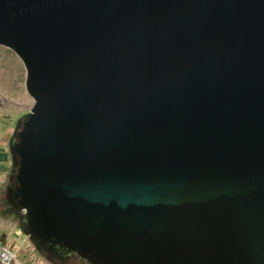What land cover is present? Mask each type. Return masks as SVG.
<instances>
[{
  "label": "water",
  "instance_id": "obj_1",
  "mask_svg": "<svg viewBox=\"0 0 264 264\" xmlns=\"http://www.w3.org/2000/svg\"><path fill=\"white\" fill-rule=\"evenodd\" d=\"M33 106L9 145L36 247L99 264H264V0H0Z\"/></svg>",
  "mask_w": 264,
  "mask_h": 264
},
{
  "label": "rangeland",
  "instance_id": "obj_2",
  "mask_svg": "<svg viewBox=\"0 0 264 264\" xmlns=\"http://www.w3.org/2000/svg\"><path fill=\"white\" fill-rule=\"evenodd\" d=\"M0 60L4 71L0 75V151L10 161V164L3 163L6 178L0 188V242L9 240L6 235L9 232L13 237L8 242H14L12 245L18 256L51 264L24 233L21 225L23 211L12 201L17 162L9 154L8 142L13 144L16 141L17 132L26 120L33 100L25 89L26 71L20 58L11 49L0 46Z\"/></svg>",
  "mask_w": 264,
  "mask_h": 264
},
{
  "label": "flooded vegetation",
  "instance_id": "obj_3",
  "mask_svg": "<svg viewBox=\"0 0 264 264\" xmlns=\"http://www.w3.org/2000/svg\"><path fill=\"white\" fill-rule=\"evenodd\" d=\"M37 248L51 264H99L81 259L76 253L66 251L58 243L46 242Z\"/></svg>",
  "mask_w": 264,
  "mask_h": 264
},
{
  "label": "built area",
  "instance_id": "obj_4",
  "mask_svg": "<svg viewBox=\"0 0 264 264\" xmlns=\"http://www.w3.org/2000/svg\"><path fill=\"white\" fill-rule=\"evenodd\" d=\"M0 264H44L35 259H26L17 255L10 243L0 242Z\"/></svg>",
  "mask_w": 264,
  "mask_h": 264
},
{
  "label": "crops",
  "instance_id": "obj_5",
  "mask_svg": "<svg viewBox=\"0 0 264 264\" xmlns=\"http://www.w3.org/2000/svg\"><path fill=\"white\" fill-rule=\"evenodd\" d=\"M0 144H1V142H0ZM3 145H4V143H3ZM9 145H10V141L8 142V150H9ZM5 162H7L8 164H10V161H9V159L7 158V156H6V154L3 152V151H0V188H1V186H2V184H3V181L5 180V178H6V169L5 168H3L4 166H3V163H5ZM8 169V168H7ZM2 234V233H1ZM7 235V237L9 238V240L11 241V238L13 237V236H10L11 235V233H7L6 234ZM8 240V241H9ZM4 242V243H9V242ZM14 242H11L10 244H13ZM21 257V256H20ZM30 259V258H29Z\"/></svg>",
  "mask_w": 264,
  "mask_h": 264
},
{
  "label": "bare ground",
  "instance_id": "obj_6",
  "mask_svg": "<svg viewBox=\"0 0 264 264\" xmlns=\"http://www.w3.org/2000/svg\"><path fill=\"white\" fill-rule=\"evenodd\" d=\"M2 67H3V63L2 61L0 60V75L4 73V71L2 70ZM10 68V67H9Z\"/></svg>",
  "mask_w": 264,
  "mask_h": 264
},
{
  "label": "trees",
  "instance_id": "obj_7",
  "mask_svg": "<svg viewBox=\"0 0 264 264\" xmlns=\"http://www.w3.org/2000/svg\"><path fill=\"white\" fill-rule=\"evenodd\" d=\"M14 160H15V162H17L15 158H14ZM12 201H13V204L16 205V206L18 207V205L16 204V201H15L13 198H12ZM18 208H19V207H18Z\"/></svg>",
  "mask_w": 264,
  "mask_h": 264
}]
</instances>
